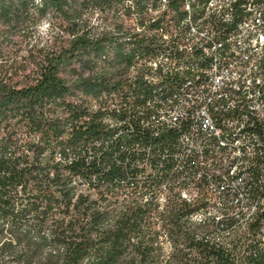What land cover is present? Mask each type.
Instances as JSON below:
<instances>
[{
	"label": "trees",
	"instance_id": "obj_1",
	"mask_svg": "<svg viewBox=\"0 0 264 264\" xmlns=\"http://www.w3.org/2000/svg\"><path fill=\"white\" fill-rule=\"evenodd\" d=\"M162 4L0 0V260L264 264L262 214L245 230L230 219L197 223L196 206L174 194L159 206L153 181L129 189L134 146L156 141L137 111L181 81L145 78L146 63L173 50L132 26L183 19V0Z\"/></svg>",
	"mask_w": 264,
	"mask_h": 264
},
{
	"label": "built area",
	"instance_id": "obj_2",
	"mask_svg": "<svg viewBox=\"0 0 264 264\" xmlns=\"http://www.w3.org/2000/svg\"><path fill=\"white\" fill-rule=\"evenodd\" d=\"M163 4L167 0H160ZM209 5L226 8V15L206 16ZM153 20L157 13H152ZM197 33L189 34L188 19L178 23V29H167L163 25L147 28L148 21L132 26L137 32L155 33L160 39H168L169 47L181 50V57L199 59V67L188 68L179 65V57L170 55V60L146 63L153 71L154 64H162V75L187 73V80L176 84L174 91L148 100L138 109L139 123L150 132L159 128H168L165 139L152 144L134 146L132 160L135 176L130 180L129 189L149 187L153 181L155 200L162 204L170 186L179 185L198 187V194L191 200H184L196 209H205L216 200L225 203V214L216 217L215 222L222 225L230 219V213L242 211L234 207L236 197H242V191L253 195V204L257 205V215L262 214L260 246L264 242V114H250V107H264V86L241 88L242 72L247 71L250 63L258 58L256 49H264V0H208L204 7L195 6ZM235 18H243V25H235ZM172 35L181 36V44L172 43ZM131 68L129 75H133ZM145 78H147V73ZM256 99H263V106H256ZM114 109V107H112ZM245 109L239 138H249V167L246 171L236 168L233 176L224 175L225 165L220 158L228 151H235V161L241 158L236 140L231 147L218 148L209 144V137L223 133L226 123H233V112ZM118 113V112H116ZM113 119L114 124L128 122V119ZM233 179L232 188H224V180ZM150 197L144 193V200ZM182 200V199H181ZM242 222V220H234ZM250 222V221H249ZM249 222H243V230ZM220 237L215 238L219 240Z\"/></svg>",
	"mask_w": 264,
	"mask_h": 264
},
{
	"label": "bare ground",
	"instance_id": "obj_3",
	"mask_svg": "<svg viewBox=\"0 0 264 264\" xmlns=\"http://www.w3.org/2000/svg\"><path fill=\"white\" fill-rule=\"evenodd\" d=\"M208 0H183V9L185 15L182 20L188 19L189 34L197 33V16L194 15L195 6L204 7ZM195 2V4H193ZM162 8L165 6L162 5ZM226 15V8H220L219 5H209L206 8V16ZM235 25H243V18H235ZM171 29H178V24L171 26ZM161 44L173 50L174 57H179V65L181 67L196 68L199 67V59L181 57V50H175L169 47L168 39H160ZM173 44H181L180 35H172ZM167 54V53H166ZM256 56L250 63L247 71L242 72L241 88H257L264 86V49H256ZM159 60H170V55H159L151 59L147 63H155ZM162 64H154L152 73H147V79L155 81V74H160ZM180 82L187 80V73H180ZM174 91V87L167 93ZM256 106H263V99H256ZM118 112V109H116ZM250 114H264V107H250ZM245 117V109H237L233 112V123H226L223 127V133H218L217 136L209 137V144L216 145L218 148L231 147L232 140H236V147L240 148L241 158L235 161V151L226 152L220 158V165H225L224 175L233 176L236 168L238 171H246L249 167L250 155V140L249 138H239V131H234V128H241L242 118ZM110 125H115L113 119H106ZM155 140L165 139L168 135V128H159L158 132H150ZM152 137V136H151ZM233 179L224 180V188H232ZM170 192L178 193V198L182 200H191L198 194V187H186L179 190V185L170 186ZM165 194V201L167 199ZM244 201V209L242 211H234L230 213V220H242L236 222L233 227L237 226L243 230V222L251 221V218L257 213V205L253 204V195L249 191H242V197H236L234 207H241ZM225 214V203L223 200H216L213 205H209L205 209H196L189 215V219L197 223H205L209 220H215L216 217H223ZM222 227V225H220Z\"/></svg>",
	"mask_w": 264,
	"mask_h": 264
},
{
	"label": "rangeland",
	"instance_id": "obj_4",
	"mask_svg": "<svg viewBox=\"0 0 264 264\" xmlns=\"http://www.w3.org/2000/svg\"><path fill=\"white\" fill-rule=\"evenodd\" d=\"M45 26H46L45 23H42V24L39 26V30H40L42 33L45 32ZM164 245H167V243H165ZM3 260H4V259H1V260H0V264H15L14 262H4Z\"/></svg>",
	"mask_w": 264,
	"mask_h": 264
}]
</instances>
